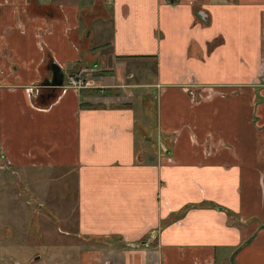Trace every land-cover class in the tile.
<instances>
[{
	"label": "crops",
	"instance_id": "1",
	"mask_svg": "<svg viewBox=\"0 0 264 264\" xmlns=\"http://www.w3.org/2000/svg\"><path fill=\"white\" fill-rule=\"evenodd\" d=\"M0 155L77 174L48 262L264 264V0H0Z\"/></svg>",
	"mask_w": 264,
	"mask_h": 264
},
{
	"label": "rangeland",
	"instance_id": "2",
	"mask_svg": "<svg viewBox=\"0 0 264 264\" xmlns=\"http://www.w3.org/2000/svg\"><path fill=\"white\" fill-rule=\"evenodd\" d=\"M73 77L93 81L96 75L83 71ZM80 241L76 172L23 171L0 155V264H74V257L54 263L46 257L53 246Z\"/></svg>",
	"mask_w": 264,
	"mask_h": 264
},
{
	"label": "built area",
	"instance_id": "3",
	"mask_svg": "<svg viewBox=\"0 0 264 264\" xmlns=\"http://www.w3.org/2000/svg\"><path fill=\"white\" fill-rule=\"evenodd\" d=\"M68 87H71V88H76L78 90H81V89H86V88H96V84L93 81H85V80H82L80 77H70L68 79Z\"/></svg>",
	"mask_w": 264,
	"mask_h": 264
},
{
	"label": "water",
	"instance_id": "4",
	"mask_svg": "<svg viewBox=\"0 0 264 264\" xmlns=\"http://www.w3.org/2000/svg\"><path fill=\"white\" fill-rule=\"evenodd\" d=\"M59 75V69L55 67V70H53V76H52V83L55 86H62L63 85V79L61 80ZM253 241V239L248 240L247 244H250ZM237 252H235L231 257V262L234 263V258Z\"/></svg>",
	"mask_w": 264,
	"mask_h": 264
},
{
	"label": "trees",
	"instance_id": "5",
	"mask_svg": "<svg viewBox=\"0 0 264 264\" xmlns=\"http://www.w3.org/2000/svg\"><path fill=\"white\" fill-rule=\"evenodd\" d=\"M97 92V91H96ZM98 93V92H97Z\"/></svg>",
	"mask_w": 264,
	"mask_h": 264
}]
</instances>
